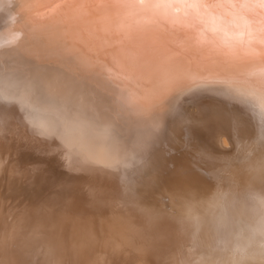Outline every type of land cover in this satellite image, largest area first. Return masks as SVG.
Returning a JSON list of instances; mask_svg holds the SVG:
<instances>
[{
    "label": "bare ground",
    "instance_id": "6f19581e",
    "mask_svg": "<svg viewBox=\"0 0 264 264\" xmlns=\"http://www.w3.org/2000/svg\"><path fill=\"white\" fill-rule=\"evenodd\" d=\"M198 2L215 7L6 0L0 133L47 167L31 236L17 235L28 264L68 245L85 263L119 243L117 264H264V8Z\"/></svg>",
    "mask_w": 264,
    "mask_h": 264
},
{
    "label": "rangeland",
    "instance_id": "374dc122",
    "mask_svg": "<svg viewBox=\"0 0 264 264\" xmlns=\"http://www.w3.org/2000/svg\"><path fill=\"white\" fill-rule=\"evenodd\" d=\"M2 2V3H1ZM6 4V0H0V10H1V8H3V6ZM196 109H197V107H194L193 108V110H195L196 111ZM197 111H199V109L197 110ZM1 127V126H0ZM1 129V128H0ZM2 131H4L3 133L1 132L0 133V141H1V143L3 142V144H5V145H3V144H1L0 143V160L1 161H3V162H1L0 161V165H1V167L3 168H1L0 167V187L2 188V190H0V205H1V207H0V214H2V215H0V218H2V216H4V213H6L5 214V220H1L0 219V222H1V224H0V228H2V229H0V264L4 261V258L6 257V256H8V257H10L9 255H11V257H13V258H9L8 259V262H7V264H19V262L21 261V263L22 264H28L27 263V261L28 260H26L27 259V255H26V253H23L22 252V254H20L21 253V251H23V250H21L20 251V247H17V246H20L19 244L22 242V241H26V239L27 238H29L30 236H31V234H30V232L31 231H28L26 234L24 233V235H22V233L23 232H21V231H24L25 230V228H27L26 226H27V224L26 223H28V220H29V217L27 218V215H30V206L32 205V201L34 200V198H36L37 196H38V192L37 191H40V189H41V187L39 186V184H41L42 182V180L44 179V176L46 175V174H44V175H41V173H42V171L45 169L46 170V168H43V166L44 165H46L44 162H42L41 160H43L44 161V159L43 158H35V154H33V156H32V154L31 155H29L28 153V150H27V147H28V145H29V142L26 140V139H24V137L22 136H20V135H16V136H14L12 133H10V132H8L7 131V133H5L6 131L5 130H2ZM12 135V136H11ZM218 136V135H217ZM14 137V138H13ZM3 138V140H1ZM7 139H8V142H7ZM13 139L14 140H16V141H14L13 142ZM12 141V142H11ZM14 143H15V145H14ZM7 145V146H6ZM2 146V147H1ZM13 147H15V148H13ZM20 147V148H19ZM12 148H13V150H12ZM26 148V149H25ZM12 151H11V150ZM23 150V151H22ZM18 151V152H17ZM21 151V152H20ZM10 152H13V153H10ZM15 152V153H14ZM21 153V155H20V153ZM23 152V153H22ZM28 152V153H27ZM13 154V155H12ZM15 154H16V156H15ZM17 154H19L20 156H22V157H19ZM25 154H27V155H25ZM23 155L26 157H23ZM1 156H3L2 158H3V160H2V158H1ZM12 156V157H11ZM32 158V159H30V157ZM33 157H34V160L36 161V162H34L33 161ZM12 158V159H11ZM14 158V159H13ZM24 158V159H23ZM27 158L29 159V160H27ZM13 160V161H11V160ZM22 159L25 161V163H24V161H22ZM18 163H17V162ZM6 162V163H5ZM42 163L43 164V166L41 167V165L42 164H38V163ZM5 163V164H4ZM17 163V164H16ZM20 163H21V165H20ZM30 163V164H29ZM32 163V164H31ZM37 163V164H36ZM2 164H4V165H2ZM9 164H11V165H9ZM31 165V166H30ZM6 166H7V168H6ZM15 166V167H14ZM27 166V167H26ZM19 167V168H18ZM24 167H26L25 169H24ZM35 167H38V168H35ZM45 167V166H44ZM171 167H173V166H171ZM21 168V169H20ZM32 168V169H31ZM39 168H41V169H39ZM16 170V171H14V170ZM27 169V170H26ZM17 170H19L18 171V173H17ZM24 170V173L22 172ZM36 170V171H35ZM37 170H39V171H37ZM42 170V171H41ZM3 171H6L4 174H6V176H7V178H4V177H2L4 174L2 173ZM10 171V173H8ZM32 171V172H31ZM13 172H15L16 173V176L17 175H19L20 176V174H21V179H19V183H18V180H16V179H18V177L19 176H17L16 177V179H15V173H14V176H13ZM21 172V173H20ZM37 172V173H36ZM2 173V174H1ZM26 175V176H25ZM30 176V177H29ZM4 178V179H3ZM11 178H13L14 179V181L13 182H11L13 179H11ZM20 178V177H19ZM37 178V179H36ZM6 179V180H5ZM9 179V180H8ZM31 179V180H30ZM3 180H5L4 182H3ZM16 180V181H15ZM25 180V181H24ZM37 182H36V181ZM22 181V182H21ZM34 181V182H33ZM11 182V183H10ZM15 182H17L16 184H15ZM31 182H32V184H31ZM12 183H14V184H12ZM23 183V184H22ZM10 184H11V186H10ZM22 184V185H21ZM25 184V185H24ZM4 185V186H3ZM12 185H13V187H15V188H13L12 187ZM15 185V186H14ZM42 185V184H41ZM3 186V187H2ZM19 186V188H17L16 189V187H18ZM20 186H21V188H20ZM23 186H26V191H25V188L23 187ZM32 187V188H31ZM35 187V189H33ZM40 187V188H39ZM0 188V189H1ZM15 189V190H14ZM20 189V190H19ZM38 189V190H37ZM12 190V191H11ZM23 192H22V191ZM31 190H32V192H31ZM37 190V191H36ZM19 191V192H18ZM24 191H25V193H24ZM34 191V192H33ZM2 192V193H1ZM37 192V193H36ZM16 194H17V196H16ZM34 195V196H33ZM37 195V196H36ZM15 196V197H14ZM18 196H20V197H18ZM28 196V197H27ZM18 197V198H17ZM126 198H127V200H126ZM129 198H131V197H129V196H126V197H124V199L128 202V199ZM15 199V200H14ZM21 199H23V200H21ZM31 199H33V200H31ZM69 199H70V195H69ZM117 199V198H116ZM115 199V200H116ZM120 199H122V197L120 198ZM120 199L118 198V201H120ZM17 200V201H16ZM20 200V201H19ZM125 200H124V202H125ZM13 201H15L14 203L15 204H13ZM121 203H124L123 202V200L122 201H120ZM119 202V204H117V200H116V204H115V201L113 202V206H114V204H115V207H114V209H117L118 207H121L122 205H121V203ZM127 202H125V203H127ZM124 203V204H125ZM17 204H18V206H17ZM19 204H21V205H19ZM24 204V205H23ZM129 204V203H128ZM15 205H16V207H15ZM76 205V203H75V200H72L71 202H70V206H75ZM125 205H127V204H125ZM11 206H12V208H14V209H12L11 208ZM29 207V208H28ZM27 208L29 209V210H27ZM129 210L131 209L130 208V204H129ZM3 209H5V210H3ZM124 208H120L117 212H119L118 213V215L120 216L121 214V218L119 219V222L121 223L120 224V227L122 226V224H123V227L126 225V223H128V220L127 219H129L130 217V212L131 211H129L128 212V214L126 213V214H124V213H122L121 211L123 210ZM5 211V212H4ZM11 211L12 212H14V214L16 213V216L13 214H11ZM19 211V212H18ZM25 211V212H24ZM111 212V209H109L107 212ZM125 211H127V210H125ZM27 212H29L28 214H27ZM9 213V214H8ZM23 213H24V215H23ZM8 214V215H7ZM19 214V215H18ZM22 214V215H21ZM106 214V213H105ZM26 215V218L24 217ZM129 215V216H128ZM132 215V214H131ZM9 217L10 218V220L7 218V217ZM12 216V217H11ZM20 216V217H19ZM118 216V217H119ZM123 216V217H122ZM126 216V217H125ZM14 217V218H13ZM103 217H105V215L103 214ZM129 217V218H128ZM9 221H8V220ZM13 219V220H12ZM123 219V220H122ZM25 220V221H24ZM3 221H5V222H3ZM7 221V222H6ZM16 221H17V223H16ZM27 221V222H26ZM125 221V222H124ZM9 223H10V225H9ZM13 225H15V226H13ZM125 223V224H124ZM4 228H3V227ZM19 228H17V227ZM22 228V229H21ZM21 229V230H20ZM87 229H90V227H88V228H86V230ZM119 231V234L121 233V230H120V228L118 229ZM15 232V234H14V232ZM19 233H18V232ZM21 233V234H20ZM116 234V233H115ZM118 234V235H119ZM2 235H4V236H2ZM17 235L21 238V240H20V238H18L17 237ZM22 235V236H21ZM15 236H16V238H15ZM10 237V238H9ZM5 240H3V239ZM8 238V239H7ZM17 238H18V240H17ZM23 238V239H22ZM9 240V241H8ZM15 241H17V244H15ZM21 241V242H20ZM189 241H191V238L189 239ZM18 242H20L19 244H18ZM85 246V245H84ZM87 246V245H86ZM119 246H121L120 245V243H119ZM118 246V247H119ZM74 246H72V245H68V246H64V249H65V251H64V249L62 250V253H63V255H61V257H58L57 258V256H60V252H61V250L60 251H58L57 253L58 254H56L55 255V258L53 257L52 259H51V261H50V264H55V262H56V264H79V263H81L82 262V264H91V261H92V264H108V263H111V264H117L118 263V260H117V262H115L116 260L115 259H117L116 257L118 256V255H115L116 253H117V251H116V249L118 248H116L114 251H116V253L113 251L110 255H109V251L111 250V248H112V250H113V247L112 246H110V249H107L108 250V252L106 253V254H104V253H101V259L100 258H98L100 255V253H98V254H96V256L94 255V257L92 256H89V258L86 256L85 257V259L84 258H82V259H84L85 260V263H84V261L83 260H81L80 262H79V258H78V255H76L77 254V252H76V248H73ZM188 247H190V245L188 246ZM18 248V249H17ZM73 248V249H72ZM82 248V250L80 249V251L81 252H84V254H85V250L87 251V249H88V247H81ZM72 249V253L71 252H69L70 250ZM15 252H14V251ZM20 252H19V251ZM67 250H69V251H67ZM13 252V253H12ZM17 252H19V254H17ZM75 254H74V253ZM12 253V254H11ZM61 253V254H62ZM13 254H15V256H16V258L17 259H15V257H14V255ZM26 256H25V255ZM71 254V255H70ZM90 254V253H89ZM102 254H103V256H102ZM108 254V255H107ZM118 254V253H117ZM13 255V256H12ZM17 255H20V261H18V258H19V256H17ZM23 256V258L25 259V261H26V263H25V261H24V259L23 258H21L22 256ZM70 255V256H69ZM73 255H74V257H73ZM86 255H88V252L86 253ZM90 255H92V254H90ZM99 255V256H98ZM105 255H107V256H105ZM114 256L115 255V259H114V257H112V256ZM65 256H67V257H65ZM69 256V257H68ZM72 256V257H71ZM109 256H110V261H108L109 260ZM29 257H30V254H29ZM28 257V259L30 260L31 258H32V256L29 258ZM64 257V258H63ZM59 259L60 258V260H63L62 262L60 261V260H57V259ZM69 258H71V260L69 259ZM93 258V259H92ZM95 258H97V259H95ZM105 258V259H104ZM13 259H14V261H13ZM65 259V260H64ZM79 259V260H78ZM102 259H104V260H102ZM115 261H114V260ZM119 259V258H118ZM6 260V259H5ZM22 260H23V262H22ZM53 260H55V261H53ZM68 260H70V261H68ZM74 260V261H73ZM95 260H97V262H95ZM106 260V261H105ZM111 260H113V261H111ZM18 261V262H17ZM52 261H53V263H52ZM58 261V262H57ZM66 261V262H65ZM86 261H87V263H86ZM90 261V262H89ZM103 261H104V263H103ZM15 262V263H14ZM61 262V263H60ZM94 262V263H93ZM2 264H4V263H2ZM6 264V263H5ZM32 264H36V262H34V259H33V263Z\"/></svg>",
    "mask_w": 264,
    "mask_h": 264
},
{
    "label": "snow or ice",
    "instance_id": "6c2138e0",
    "mask_svg": "<svg viewBox=\"0 0 264 264\" xmlns=\"http://www.w3.org/2000/svg\"><path fill=\"white\" fill-rule=\"evenodd\" d=\"M258 5L261 8H264V0H257ZM174 4H179V5H184L185 7H200V8H212L215 7L213 4H204V3H199L198 0H166L165 6L166 7H171ZM239 5H233V7H238ZM19 38V33L17 34V39ZM3 44H0V49L3 48ZM264 203V201H262Z\"/></svg>",
    "mask_w": 264,
    "mask_h": 264
}]
</instances>
